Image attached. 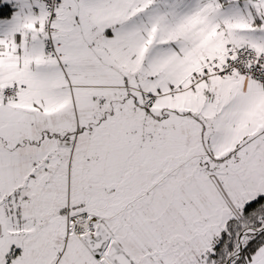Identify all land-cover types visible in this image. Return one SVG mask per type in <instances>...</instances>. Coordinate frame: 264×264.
Wrapping results in <instances>:
<instances>
[{
	"label": "snow or ice",
	"instance_id": "6c2138e0",
	"mask_svg": "<svg viewBox=\"0 0 264 264\" xmlns=\"http://www.w3.org/2000/svg\"><path fill=\"white\" fill-rule=\"evenodd\" d=\"M0 264H264V0H0Z\"/></svg>",
	"mask_w": 264,
	"mask_h": 264
}]
</instances>
